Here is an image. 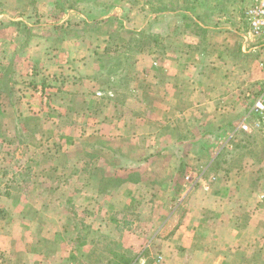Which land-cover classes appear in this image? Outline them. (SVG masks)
I'll return each instance as SVG.
<instances>
[{
  "label": "rangeland",
  "instance_id": "1",
  "mask_svg": "<svg viewBox=\"0 0 264 264\" xmlns=\"http://www.w3.org/2000/svg\"><path fill=\"white\" fill-rule=\"evenodd\" d=\"M38 3L46 7L43 10L51 15V20L50 26L34 31L26 22L33 25L39 22L44 12L38 10ZM246 4V0H0V30L4 25L11 26L8 32L18 37L21 47L38 31L49 34L53 39L51 45L57 50L63 37L77 38L85 52V77H94L98 84L97 93L84 85L87 95L68 102L74 94L73 87L57 84L65 76V70H59L66 59L60 52L49 59L56 67L48 74L33 65L30 72L24 68L25 73L17 74L20 80H16V64L12 70L13 58H4L5 70L0 76V174L5 172L0 177V195L5 201L0 202L2 264L26 261L24 252L16 251L19 218L27 225L33 220L56 227L50 231L52 258L58 252L53 253V249L66 236L76 241L77 236L86 233L97 238L109 235L107 226L101 231L92 230L91 225L96 221L110 224L105 208L112 204L109 205L105 194L112 185L119 186L125 181L142 180L143 186L132 190L139 197L132 196L125 203L134 210V218L138 209H167L169 214L179 207L184 209L193 189L194 194H215L213 191L219 190L220 195H226L234 188L224 186L222 181L240 172L245 179L233 195L239 202L242 200L236 207L264 209V132L239 129V123L262 92L264 80V43L252 48V42L246 43L242 36L246 28ZM69 8L82 16L72 17L74 20L64 26L61 20ZM17 16L24 17L16 20ZM190 63L197 64L191 67ZM176 64L180 65L177 74ZM174 73L181 74L177 80L182 94L191 93L192 81L198 85L195 90L200 89L211 101L203 106L206 116L192 115L203 111L184 101L178 109L181 117L165 122L157 118L166 111L172 115L168 107L173 103H166L160 96L172 92ZM31 84L39 89H59L48 103L46 117L29 116L28 102L19 103L26 96L24 87ZM116 102L121 105L118 112L149 114V122L144 121L141 127L154 131L151 133L156 148L144 150L141 144L144 139H139L137 145L127 140V136L118 140L91 132L97 124L95 119L101 112L114 109ZM68 111H72L71 117L64 114ZM126 121L139 126L138 120L126 118ZM129 129L126 124L124 133ZM24 145L28 148H22ZM66 146L70 149L69 163L68 154L61 150ZM148 158L150 170L143 175L119 171L135 168ZM85 161L87 165L82 163ZM77 172L100 176L99 187L105 193L99 200L80 195L84 188L92 190L94 184L77 180ZM17 178L23 181L16 182ZM67 178L70 181L64 184ZM191 183L193 186L187 188ZM145 189L154 190L152 198L143 197ZM14 191L16 196L11 205L8 194ZM125 205L120 200L116 206ZM122 218L117 215L116 221ZM81 226L89 230H80ZM114 232L119 234L111 231ZM61 247L64 246L60 245L59 252ZM104 247L100 244L107 257V246ZM110 247L123 251L112 242ZM131 254L144 256V251ZM159 260L151 252L149 259L140 264H165Z\"/></svg>",
  "mask_w": 264,
  "mask_h": 264
},
{
  "label": "crops",
  "instance_id": "2",
  "mask_svg": "<svg viewBox=\"0 0 264 264\" xmlns=\"http://www.w3.org/2000/svg\"><path fill=\"white\" fill-rule=\"evenodd\" d=\"M37 6H39L38 10L46 8L39 3ZM53 7L56 6L53 5ZM80 16L82 14L79 11L69 8L68 14L62 18L61 23H64V26H66L74 20L72 17H77L78 19ZM23 17L17 16L16 20L23 19ZM50 18L51 15L44 12L40 16L39 22H36L35 25L24 21L28 26L34 27L35 31L36 29L41 30L50 26L48 23L51 20ZM195 21L198 22L197 19ZM10 30H12V27H7L6 25L0 30V76L3 73L2 70H5V57L13 58L12 70L15 69L14 65L16 64V80H20L17 74L21 75L25 73L23 71L24 68L29 70L33 65L39 66L41 71L48 74V72L56 67L49 59L52 54L60 52L63 58L66 59L62 61L63 64L61 66L63 68L59 70H65V76L59 78L57 84L65 85L66 88L68 86L73 87L72 91L74 94H71L68 102L71 99L76 100L82 94L87 95L84 85L90 86L92 89L94 88L93 92H96L97 80L94 77H85L87 72L84 64L85 52L81 49L82 47H80L77 38L71 36L63 37L57 50L55 49L56 47L52 46L53 39L50 38L49 34L38 31L32 34L27 43L21 47L17 42L18 37H12L9 34L8 31ZM14 34L17 35V33ZM241 46L244 47V45ZM241 49L244 51L243 48ZM196 64L190 63L189 65L195 67ZM179 67L180 65L176 64V74ZM175 73L172 78V92L170 94L164 92L160 96L166 103L169 101L173 103L172 107H168L169 110L171 108L172 115H169L168 111H166L164 116L157 117L160 118L161 122L169 121L168 118L181 117L182 113L178 109L181 108V104L184 101L194 103L195 106H199V110L201 111L204 110L203 106H206L207 103L211 104V101H207L206 95L200 93V89L195 90L198 85L193 84L192 81L189 83L192 89L191 93L189 95L182 94L180 80H177L181 74L175 76ZM49 79L47 77L48 84ZM192 80H195L196 83L198 82L197 78H193ZM156 83L157 85H161L160 81H156ZM31 85L24 87V94L26 96H22L19 99V103L22 101L24 103L28 102L27 107L29 110L26 112L29 116L43 115L46 117L45 112L47 111L48 103L52 102V98H55V92L59 91V89L45 88V85H42L43 89H39V86ZM166 89L168 90L167 86ZM141 101H144V99L141 98ZM55 103H57L56 100ZM120 106L116 102L114 109L109 108L107 111L101 112V115L96 118L97 120L95 119L97 124L93 126L91 132L95 135L109 136L118 140L127 136V140H133L137 142V145L140 142L139 139H144L143 141L141 140L144 150L151 147L156 148L155 136L151 133L154 131H150L149 129L145 131L141 127L144 121L149 122V114L146 111L138 113H127L125 111V113H121L117 111ZM183 113L185 116H188L187 113ZM64 114L67 117L73 115L72 111ZM194 114L198 117L206 116L205 111L202 114L195 111L192 115ZM17 115L21 116L20 112H17ZM75 116H79V114ZM126 118H131L133 121L138 120L139 126L136 123L131 126L126 121ZM150 123H152V120H150ZM126 124L130 128L126 131L127 134L123 131L126 128ZM86 134H89V132ZM22 148L27 149L28 147L24 145ZM61 150L68 154L69 163V147L66 146ZM149 160L150 158L147 160L142 159L135 168H122L119 171L126 175H143L150 170ZM82 163L88 164L86 161ZM93 166H95V162ZM98 166L100 167V164ZM4 173L2 172L0 177ZM77 174V180L81 178L85 183L92 182L94 184L92 190L83 187L84 189L79 192L80 195L82 194L83 198L88 196L93 200H99L102 193H105H101L99 187L100 176H90L78 172ZM23 177L26 178L25 176ZM21 179L17 178L16 182H22L23 180ZM67 179V181H64V184L70 181L69 178ZM244 179L242 172L238 173L235 177L229 175L225 177L222 184L230 186L234 190L230 189L231 191L229 190L226 195L225 193L220 195L219 190L213 191L215 194L208 192L206 195H200L198 194L200 190L194 194L192 193L194 192L193 189L189 194V198L184 202L186 206L184 209L179 207L170 214L167 209H138L136 211L138 213L135 214L137 218H134V210L128 207L127 204L125 205V203L128 202V198L132 199V196H136L132 190L133 188L143 186L141 185L142 180L125 181L119 184V186L112 185L107 189V193L105 194L109 199V205L112 204L105 208L108 209L106 212L109 216L108 221L110 224L106 225V222L96 221L91 225L92 230L101 231L107 226L110 231L109 235H103L100 238L98 236L97 238V235L86 233L82 237L77 236L79 238L75 239L76 241L66 236L61 240L59 246L53 249V253H56L57 250L59 252L60 245L64 247H61L60 252L56 253V257L52 258V251L49 247L52 241L50 231H54L53 228L56 227H51L45 224V222L36 224L33 220L27 225L28 223H23L22 219L19 218L16 220V251L24 252L26 261L22 264H85L89 261L93 262V264L97 262H106L107 264L112 257L110 251L117 249L110 247L112 242V245L120 246V249L122 248L123 252L130 256V264H138V261L139 264L141 261L145 262L149 259L151 252L156 253L160 258L159 261H163L165 264H264V209H239L236 205L239 206L238 204L242 200L240 199L241 202H239V198L233 196L234 192L244 183ZM153 194L154 190L145 189L143 197L152 198ZM14 196H16V191L8 194V198L11 199V205L14 203ZM120 200L125 206H116ZM0 202H5L2 195H0ZM158 205L159 203L156 206ZM100 209L105 213L103 208ZM117 215H122L123 220L116 221ZM245 215L247 216L246 220ZM66 228L67 230H74L69 229V227ZM83 229L89 230V227L85 228L81 226L80 230ZM111 231H118L119 234L117 235L116 232L111 233ZM67 234L69 235V233ZM100 244L105 247L107 246L106 249L105 247L103 248L108 251L107 257H104ZM3 248L0 240V250H4ZM140 249H143L144 256L131 254V252L139 251ZM0 262L2 264L1 259Z\"/></svg>",
  "mask_w": 264,
  "mask_h": 264
},
{
  "label": "built area",
  "instance_id": "3",
  "mask_svg": "<svg viewBox=\"0 0 264 264\" xmlns=\"http://www.w3.org/2000/svg\"><path fill=\"white\" fill-rule=\"evenodd\" d=\"M246 3L244 10L246 28L242 36L246 43L251 41L254 48L264 43V0H246ZM239 129L249 133L254 130L264 132V80L262 92L254 101L248 115L239 123ZM193 184L187 185V188Z\"/></svg>",
  "mask_w": 264,
  "mask_h": 264
},
{
  "label": "trees",
  "instance_id": "4",
  "mask_svg": "<svg viewBox=\"0 0 264 264\" xmlns=\"http://www.w3.org/2000/svg\"><path fill=\"white\" fill-rule=\"evenodd\" d=\"M111 259L108 264H130V256L125 252L115 249L110 251Z\"/></svg>",
  "mask_w": 264,
  "mask_h": 264
}]
</instances>
